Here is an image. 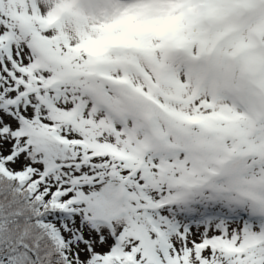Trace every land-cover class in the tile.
<instances>
[{"label":"snow or ice","instance_id":"1","mask_svg":"<svg viewBox=\"0 0 264 264\" xmlns=\"http://www.w3.org/2000/svg\"><path fill=\"white\" fill-rule=\"evenodd\" d=\"M0 264H264V0H0Z\"/></svg>","mask_w":264,"mask_h":264},{"label":"rangeland","instance_id":"2","mask_svg":"<svg viewBox=\"0 0 264 264\" xmlns=\"http://www.w3.org/2000/svg\"><path fill=\"white\" fill-rule=\"evenodd\" d=\"M103 22H104L103 18H97L95 20L89 21L88 25L85 28V31H87L90 35H96V32L94 31L93 25H98V24H101ZM66 33L70 36L71 45L73 47H75L78 44H80L79 37H78V35H77L75 30L66 29ZM138 43L142 46V45H145L147 43V41H146V39L138 38ZM158 44H159L158 41H155V40L152 41L151 52H152L153 55H155L157 61H161V60H163V56H162L161 49L158 47ZM131 49H132V53L136 55V53L134 51L138 50V48L131 47V48H128L126 50L130 51ZM110 52H111V54L113 56V59H114L116 53L114 51H112L111 49H110ZM138 58L141 60V64L144 66L145 71L147 72V74L148 75H152L154 80H155V76L152 73V69L149 67L150 61L146 57H144V58L138 57ZM176 58H178V54L177 53H171L170 56H169V62H171L172 60H174ZM82 62H84L83 57H82ZM112 67L116 68V65L114 64ZM98 71H103V69L102 68L98 69ZM180 79L183 80V76L182 75L180 76ZM129 123H131V122H129ZM182 156H183V153H181V157ZM165 191H167L166 186H165Z\"/></svg>","mask_w":264,"mask_h":264},{"label":"clouds","instance_id":"3","mask_svg":"<svg viewBox=\"0 0 264 264\" xmlns=\"http://www.w3.org/2000/svg\"><path fill=\"white\" fill-rule=\"evenodd\" d=\"M181 75L183 76V73H182V72H181ZM133 82H134V83H139V82H141V81H138V80H135V79H134ZM198 98H199V99H202V98H209V93H208V92H204V93H202L201 96L198 97ZM159 101H160L161 103H166V104H168L170 107H174V108L181 109V110H185V111L188 110V109H187L186 107H184L183 105H181V104H177V103H175V102H173V101H171V100H167V101H165V100L163 99V97H160V98H159ZM225 102H226V103H229V104L232 103L231 100H228V101H225ZM149 107H150V109L152 110L153 113L163 115V109H161V108L159 107V104H150ZM157 118H159V116H158ZM159 122H160V126H161L162 129L167 127V124L165 123V120H164V119L159 118ZM180 191H183V189H180Z\"/></svg>","mask_w":264,"mask_h":264}]
</instances>
